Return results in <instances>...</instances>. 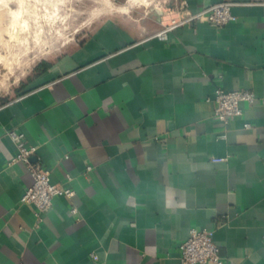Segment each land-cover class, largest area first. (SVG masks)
Returning <instances> with one entry per match:
<instances>
[{"label": "crops", "instance_id": "obj_1", "mask_svg": "<svg viewBox=\"0 0 264 264\" xmlns=\"http://www.w3.org/2000/svg\"><path fill=\"white\" fill-rule=\"evenodd\" d=\"M221 1L106 16L0 87V264H180L193 228L214 230L225 264H264V0H227L221 28L186 21ZM217 87L256 99L223 125ZM10 130L74 191L42 219Z\"/></svg>", "mask_w": 264, "mask_h": 264}, {"label": "rangeland", "instance_id": "obj_2", "mask_svg": "<svg viewBox=\"0 0 264 264\" xmlns=\"http://www.w3.org/2000/svg\"><path fill=\"white\" fill-rule=\"evenodd\" d=\"M29 41L14 47L8 32L16 26L9 15L0 16V87L13 90L21 86L39 61L53 58L71 45L87 37L106 16L144 13L153 7H164L170 0H110L126 11L104 10L107 0H31ZM16 8V5H13ZM8 33V34H7ZM15 40V41H14ZM9 59L10 63H7Z\"/></svg>", "mask_w": 264, "mask_h": 264}, {"label": "built area", "instance_id": "obj_3", "mask_svg": "<svg viewBox=\"0 0 264 264\" xmlns=\"http://www.w3.org/2000/svg\"><path fill=\"white\" fill-rule=\"evenodd\" d=\"M233 5H235L234 2L225 0L198 13L187 12L186 21L204 20L217 28H221L236 19L232 12ZM167 30L158 32L157 36L166 37ZM255 99V93L249 89L225 90L222 87H217L212 99L215 105L214 114L223 125H227L233 118L244 115L243 103L251 104ZM244 126L245 128L251 127L249 123ZM7 134L18 148V153L12 162L23 161L26 163L33 177V183L26 190L22 199L35 208L36 218L42 219L43 214L53 206L55 196L65 195L71 198L74 191L54 183L51 179V170L43 167L39 162L32 161V156L37 148L26 144L23 132L10 130ZM212 160L220 162L224 161L225 158L213 157ZM73 212H76L75 208H73ZM179 249L180 264H225L220 254V248L214 241L213 229H191L189 237L180 243ZM92 256L94 261H97L98 256L96 254Z\"/></svg>", "mask_w": 264, "mask_h": 264}, {"label": "bare ground", "instance_id": "obj_4", "mask_svg": "<svg viewBox=\"0 0 264 264\" xmlns=\"http://www.w3.org/2000/svg\"><path fill=\"white\" fill-rule=\"evenodd\" d=\"M31 0H0V16L3 15H9L11 18L14 19V23L17 24L16 26L22 25L23 28H14L7 34L11 36V39H15L14 41L16 43L10 42V48L13 51L14 47L20 44H24L29 41V33L27 35L22 36L21 33L26 30H30V5ZM134 0H129V4H132ZM13 5H16L17 7L14 8ZM128 8H122L118 7L115 4H113L110 0H107L105 2L104 10L106 12H111L113 10H120V11H126ZM7 63L9 62V59L7 60Z\"/></svg>", "mask_w": 264, "mask_h": 264}, {"label": "trees", "instance_id": "obj_5", "mask_svg": "<svg viewBox=\"0 0 264 264\" xmlns=\"http://www.w3.org/2000/svg\"><path fill=\"white\" fill-rule=\"evenodd\" d=\"M44 65V64H43Z\"/></svg>", "mask_w": 264, "mask_h": 264}]
</instances>
